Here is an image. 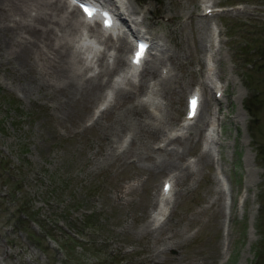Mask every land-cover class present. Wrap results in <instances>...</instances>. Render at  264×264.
<instances>
[{
    "label": "rangeland",
    "instance_id": "1",
    "mask_svg": "<svg viewBox=\"0 0 264 264\" xmlns=\"http://www.w3.org/2000/svg\"><path fill=\"white\" fill-rule=\"evenodd\" d=\"M128 2L133 14L141 10V29L155 41L137 75L142 88L120 96L116 87L113 104L91 120L90 109L99 100L92 93L99 89L65 81L83 70L75 45L82 33L51 29L67 45L70 60L64 68L49 45L25 30L44 29L33 19L34 10L20 15L12 7L0 8V22L18 21L0 33V264H60L65 258L57 251L60 236L87 264H264V158L254 151L264 144V0ZM206 5L223 10L210 17L204 32L199 18ZM204 38L214 39L218 62L212 77L227 97L209 87L219 106L211 102L207 121L186 134L179 129L185 97L194 86L202 91L201 71L207 70ZM13 42L28 46L21 59L8 54ZM111 44L114 58L118 51ZM154 58L161 61L150 73ZM119 69L102 75L101 90L111 87L106 80ZM147 90L158 107L151 114L145 108L134 113ZM249 100L253 115L246 109ZM210 121L216 125L213 137L204 139ZM169 175L174 184L169 208L155 220L150 213ZM23 194L33 216L15 201ZM90 212L88 224H97L93 231L79 223ZM71 226L83 233L80 243L64 235ZM258 251L262 258L253 256Z\"/></svg>",
    "mask_w": 264,
    "mask_h": 264
},
{
    "label": "bare ground",
    "instance_id": "2",
    "mask_svg": "<svg viewBox=\"0 0 264 264\" xmlns=\"http://www.w3.org/2000/svg\"><path fill=\"white\" fill-rule=\"evenodd\" d=\"M111 1L112 2L106 0V2L111 3V4H115L117 6L116 7V13L118 14V18L121 20V22L127 26V30H128L127 35H129V36L133 35L135 37L137 35L138 31H140V30H137L136 28H134V23H133L134 20L133 19H135V18L131 16L133 14L134 10L132 9L130 3L127 4V3H125L124 0L123 1H121V0H111ZM205 2H209V0H205ZM1 7L2 8L7 7V9L9 7H12L13 10L15 9V10L19 11L17 13H19V14L22 13V15L23 14L29 15V13L33 12V11L30 12V10L31 9L34 10L33 14L31 13L32 16H33V19L38 21V22H40V24L43 23L44 24L43 25L44 29H43V27H41L38 30V28H34V25H33V28H27L25 30L33 31L35 33L36 39H42L46 45H49V47L52 48L51 51L52 52L54 51L53 52L54 55L58 54L60 56L59 60L62 63L61 65L64 66V68H65V63L68 60H70L69 59V53H66V51H65V46L67 47V45H66L65 41L64 42L62 41L60 43L59 41H61V40H59V37L52 36L50 32H51V29L53 27H55L54 28L55 30L56 29H60V30L71 32V33L78 32V29H79L80 26L83 25V22H81V20H79L80 18L78 19V17H79L78 16V10L74 6H71L73 8H70L69 10L67 9L68 10L67 14L64 13V9L67 8V4H66V2L64 0L63 1L62 0H0V8ZM208 7H210V9L212 10V12L210 14L205 12V9L208 8ZM212 7H213L212 5L204 6L202 14L200 15V18H199L200 21H201L200 22L201 29H203L204 32H206L207 29L209 28L208 26H210V23H209V19L211 17L210 15H212L214 13ZM10 14H12V12ZM127 15L130 16L131 18H129ZM172 18H174V17L172 16ZM0 19H1V17H0ZM26 19H28V17ZM4 20L8 21L9 18L5 17ZM11 21H13V23H12L13 26L15 25V23L18 22V21L14 20V19L11 20ZM23 22H24V20H23ZM137 22L141 23L139 20ZM12 25L9 24V22H5V23H4V21H3V23L0 22V33L1 32L2 33L10 32L12 30V28H13ZM49 25L52 26V27L48 28ZM87 30L89 32L88 35L87 36H83V34H81V36H80L81 38H79V40H78V42L80 43L81 52H84V51H82V46H85L86 48H90L91 44L88 41H86V40L90 36L93 39H95L93 37V36H95V34L100 36V39L96 40L98 43L101 41V42L105 43L107 46L111 45V40H112L113 37L112 36L103 35L102 32L98 29V27H97V25L95 23L93 25L87 26ZM211 33L213 34V31ZM212 34H211V36H212ZM202 41H203L202 43L205 46V57H204V59H205L206 69L207 70L206 71H201V74L204 75L203 88H202V91H201V96H202L201 108L198 111V113L195 115V117H194L195 119H194L193 122L188 123V124H184V122H183V123L180 124V126L182 128L181 129L179 128V129L182 130V131H185L186 134L188 132H190L194 127H196L195 130H198L199 128L197 127V125L198 124L200 125V122H202V124H203L204 122L207 121V117L205 116V114L209 113V104L211 102L215 103L216 105L219 106V102H217L215 100H211V98L209 97V95L207 93L209 87H212V81H214V80H213V77H212V75L210 73L211 72V67L207 64V61H206V59L208 57V58H210L211 62H214V61L218 62V59H217L218 50L217 49L216 50H212L213 48H215L212 40L206 38L205 40H202ZM114 42H115L116 49L118 51V55L113 58L112 63H109L107 59L105 60L104 57H106V56H104L105 55L104 53H101L100 56L97 58L98 62H97L96 65L99 68H98L97 73H94V75H93V79H95L94 77H96V76L99 78V81H96L97 82L96 84H94V81H93L91 76H89L88 78H85V71H87L88 69L92 68V64H90L89 62L86 63V66L83 64L84 63L83 59L84 58L86 59V57L79 58L80 63L83 65L82 72H79V73L77 72V76L76 77L74 75L70 74V73L68 75H66V79H65L66 84L67 85H72L73 81H75V79L77 81H83L84 83L87 84V86L89 87L90 90H92L93 87L98 88L99 91H97V92L94 91L92 93V95L95 98L101 99L103 92H102V90L100 88L104 84V82L101 81L102 80V75H106V74L111 73L112 70H114V68L116 66H123L124 64H127V61L125 60L124 54H125V52L128 49H129V51L131 49L129 39L126 37V33H124V32L119 33L117 35V37H116V41H114ZM151 42L154 43V40L152 38H151ZM0 44H2V46L4 47V43H0ZM8 47H9L8 51H10V52H8V54L11 53V54L14 55L15 58H18V59H21L22 58V53H26L27 50H28V46L27 45H22L21 42H18L16 44H14V42H13L12 44H9ZM86 48H83V49L84 50H88ZM152 60H153L152 64L150 66H148V68H147V70L150 73L151 72L154 73L155 69L158 67V65H156L157 61H161V60H158L157 58H154ZM147 61H148V59H147ZM147 61L145 63H147ZM149 63L150 62H148V64ZM159 75H158V77H160ZM127 82H129L128 84H129L130 87H118L117 88V93H120L119 94L120 96L125 95V92H128V93L131 94V93L136 92L138 89L142 88L143 82H140L139 84H134L133 82H131L129 80H127ZM106 83H108L109 86H111V87L114 84L111 79H107ZM215 85H216V83L214 82L213 86H215ZM204 88H205V90H204ZM219 88L221 89L222 86H220ZM215 91H216V89L214 90V92ZM222 95L224 97H227V93H225L224 88H223ZM148 96H149V98L147 100H142L141 101L140 107L135 105L136 109L134 110V113L138 112L137 111L138 108H145V110L149 114H151L153 111H151L149 109V107L152 106V108H154V109L156 107H158V102L156 101V96H154L153 92H152L151 95L148 94ZM103 97H104V94H103ZM105 100L106 99L104 98V101ZM226 100H227V98H226ZM205 102H206V105H204ZM204 106H205V108L203 110ZM171 114L168 115V118L170 120L173 119V116ZM210 122H212V121H210ZM121 125H123V124H121ZM215 126L216 125H214V127ZM123 128H125V127H123ZM176 131H177V128H176ZM211 133H212V130L210 132V137L212 135ZM167 141L169 142L170 139L167 140ZM203 154L208 156V153L206 151H204ZM201 156H202V154H201ZM201 163L203 164V161H201ZM170 178L171 177L169 176L167 178V181H169ZM229 191L230 190L228 189V191H227L228 194L226 196V200H228V197H230V192Z\"/></svg>",
    "mask_w": 264,
    "mask_h": 264
},
{
    "label": "trees",
    "instance_id": "3",
    "mask_svg": "<svg viewBox=\"0 0 264 264\" xmlns=\"http://www.w3.org/2000/svg\"><path fill=\"white\" fill-rule=\"evenodd\" d=\"M262 59H264V56L263 57H261ZM251 89L253 88V86L252 85H248ZM250 100H251V98H252V96L250 95ZM250 100L248 101V104H246V109H248L249 110V112H251V114L253 115L254 114V112H253V109H252V105L250 104ZM256 117H257V114H256ZM257 155H258V157L259 158H264V144L262 145V143L261 142H259L258 143V146H257ZM261 164H262V162H261ZM262 165H264V164H262ZM19 202H23V205H22V207H21V210H24L26 213H27V215H29V213H28V211H26L28 208H27V206H26V202L23 200V199H21V200H19ZM18 202V203H19ZM92 215V214H91ZM90 214H86V215H84V221H85V223H87L88 222V220L89 219H91V218H93V216H91ZM19 217V219H20V216H18ZM21 220H23V219H21ZM19 221V220H18ZM90 224L91 225H93V226H96L97 224H96V221L95 220H92L91 222H90ZM48 233L51 235V236H53V237H55L56 235L54 234V232H52L51 230H48ZM29 234V236L30 237H33L34 239H36V236L34 235V234H32V233H28ZM67 238H69V241H74L75 239H73L71 236H67ZM62 241V242H61ZM61 242V244H63V245H61L60 244V246L62 247L61 249L64 251V254H65V256H66V258H67V260H64L63 261V264L65 263V262H67L68 264H87L86 262H84V260L82 259L83 258V255H81V253L80 252H78V255H76L75 253H74V246L72 245V246H70V244H65L64 242H63V240H62V238H61V236L59 237V243ZM260 245L262 246V247H264V244H262V242H260ZM95 254H96V252H95ZM258 257H263L262 256V254L258 251L257 252V254H256ZM262 262L264 263V260H262Z\"/></svg>",
    "mask_w": 264,
    "mask_h": 264
},
{
    "label": "snow or ice",
    "instance_id": "4",
    "mask_svg": "<svg viewBox=\"0 0 264 264\" xmlns=\"http://www.w3.org/2000/svg\"><path fill=\"white\" fill-rule=\"evenodd\" d=\"M83 11L85 12L86 15H88L89 17L93 16L94 15V9L92 8H88V7H85L83 9ZM143 45H141L140 47V51L137 52L136 56H137V60L136 62H139V58L143 55ZM198 101L197 99L194 97L193 100H192V108H193V114H194V110H195V107L197 105ZM168 190H170V185H166L165 186V191L167 192Z\"/></svg>",
    "mask_w": 264,
    "mask_h": 264
}]
</instances>
